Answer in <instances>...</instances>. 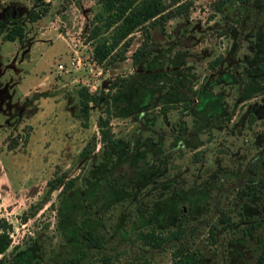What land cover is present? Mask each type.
<instances>
[{
	"label": "rangeland",
	"instance_id": "rangeland-1",
	"mask_svg": "<svg viewBox=\"0 0 264 264\" xmlns=\"http://www.w3.org/2000/svg\"><path fill=\"white\" fill-rule=\"evenodd\" d=\"M163 1L168 10L190 4L98 61L94 47L110 28L95 18L97 0H0L5 29L15 18L24 28L21 42L0 40V218L17 245L0 255L5 264H64L83 248V229L99 233L95 255L109 264H173L179 243L181 264H264V0H229L221 11L214 0ZM72 56L80 64L54 76ZM80 88L97 95L86 119ZM103 98L115 139L108 150L96 126ZM181 210L180 242L132 243L139 229L175 227ZM90 251L85 259L99 264Z\"/></svg>",
	"mask_w": 264,
	"mask_h": 264
},
{
	"label": "trees",
	"instance_id": "trees-1",
	"mask_svg": "<svg viewBox=\"0 0 264 264\" xmlns=\"http://www.w3.org/2000/svg\"><path fill=\"white\" fill-rule=\"evenodd\" d=\"M229 0H214L212 2V6L215 11H221L223 5ZM100 5V10L95 14V18L98 21H102V25L104 28H110L109 41L104 39L102 42L97 44L93 50V56L96 60L102 61L108 57L109 53L112 49H114L117 45L121 53L124 48L127 46V40L124 42L126 37H129L135 29L141 30L144 33L149 32V28L160 27L161 25L167 21L168 19L181 15L184 11L187 10L190 2H185L184 4H177L173 9L168 10L170 4L164 2L163 0H97ZM175 4L173 0L172 4ZM29 17L31 20L36 18L35 13H30ZM230 28V26H227ZM98 26L92 27L91 35H94L96 31H98ZM228 30L225 28L224 32ZM221 33V32H220ZM24 37V28L22 24H20V19L15 18L12 21V24L9 28L5 29L4 24L0 21V40L2 41H18L21 42ZM146 39L148 36L145 37ZM121 43V44H120ZM145 43L142 44L138 49H136L132 56V63L135 64L138 62L140 58L145 55ZM123 55L119 56V59H122ZM223 57L221 54H218L214 58L208 61L207 68L214 69L217 67L222 61ZM113 60V56L110 60V63ZM259 68L264 70V61L260 64ZM116 85L122 86L123 83H118L117 80H112L110 83L111 87H115ZM79 95V103L81 107V114L84 119L87 118V104L88 102H96L97 95L95 92L92 94L87 92V89L80 88L78 90ZM102 102L104 103V115L98 116L96 120V126L99 134V141L105 150H108L109 147L115 145V139L113 138V133L111 132L109 120H110V107L109 101L106 98H103ZM192 105V98H188L183 105L182 108L187 111ZM172 107V106H171ZM254 117L250 115V121H253ZM264 124V120L262 121ZM14 136L12 139V145L16 144V137ZM178 138L175 136L173 138V142H177ZM106 152V151H105ZM255 164L252 163L249 168L250 172L254 174ZM54 183H58L61 181V178L58 176L57 178L52 179ZM53 182H49L47 192H50L54 188ZM73 179L67 180L66 184L63 185L59 193H64L68 190L72 185ZM247 193V190L244 191L242 189L239 190L238 195L243 196ZM32 214V212H31ZM222 217V221L228 220V216L224 213L220 214ZM186 216L183 210H181V214L177 219L176 225L173 228H169L166 230H157L154 226H150L148 230L139 229L134 232V236L132 238V243L139 242L140 246L143 248H161L163 244L180 242L185 236V220ZM212 229H214V225L210 228L209 235L212 236ZM11 230V225L5 219L0 218V255L3 254L9 246L11 247L9 250V254L11 255L16 249L17 245H11V238L9 231ZM195 230V227L192 226L188 229L189 234H192ZM80 237L85 240L86 246H98L100 245L99 238L89 230L81 231ZM184 250V245L179 243L176 248L172 252V256L174 258L173 264H181L180 254ZM10 257V256H9ZM84 257V252L81 250L79 254L75 256L68 257L66 259V264H81L82 258ZM260 259H264V249H261V254L259 256ZM111 259L109 255H102L101 264L110 263ZM0 264H5L2 259H0Z\"/></svg>",
	"mask_w": 264,
	"mask_h": 264
},
{
	"label": "flooded vegetation",
	"instance_id": "flooded-vegetation-1",
	"mask_svg": "<svg viewBox=\"0 0 264 264\" xmlns=\"http://www.w3.org/2000/svg\"><path fill=\"white\" fill-rule=\"evenodd\" d=\"M221 63V62H220ZM216 68V67H215ZM214 68V69H215ZM211 70H213V69H208V71H211ZM67 182V181H66ZM66 182H65V184H66ZM63 187V186H62ZM70 189V188H69ZM67 191V190H66ZM83 230H89V231H92L98 238H99V242H100V245H98V246H86V243H85V240L83 239V248H81V249H79L78 250V253L77 254H79V252L81 251V250H83V252H84V257L82 258V262H81V264H89V262H90V260H86L85 258H86V256H87V250H93V251H90L89 252V255L91 256V258H92V260H96V261H98L99 262V264H101V261H102V255H106V254H101L100 256H96L95 255V252L98 250V249H101L102 247H103V244H102V241H101V239H100V237H99V233H97L95 230H90V229H83ZM82 230V231H83ZM80 234H81V232H80ZM76 254V255H77ZM75 256V255H74ZM68 257H71V256H68ZM67 257V258H68ZM66 258V259H67ZM66 259H65V261H64V264H66L65 262H66ZM110 259H111V257H110ZM112 260V259H111ZM111 262V261H110ZM78 264V263H77ZM109 264V263H108Z\"/></svg>",
	"mask_w": 264,
	"mask_h": 264
},
{
	"label": "built area",
	"instance_id": "built-area-1",
	"mask_svg": "<svg viewBox=\"0 0 264 264\" xmlns=\"http://www.w3.org/2000/svg\"><path fill=\"white\" fill-rule=\"evenodd\" d=\"M80 64V60L75 56L69 57L65 62H58L54 67V76L62 74V72L73 70L74 65Z\"/></svg>",
	"mask_w": 264,
	"mask_h": 264
}]
</instances>
